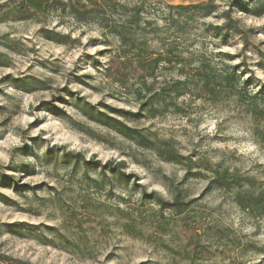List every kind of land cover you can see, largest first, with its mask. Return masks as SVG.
Wrapping results in <instances>:
<instances>
[{
  "label": "rangeland",
  "instance_id": "obj_1",
  "mask_svg": "<svg viewBox=\"0 0 264 264\" xmlns=\"http://www.w3.org/2000/svg\"><path fill=\"white\" fill-rule=\"evenodd\" d=\"M20 1L0 0L8 14L0 20V182L4 175L10 182L0 185V194L10 200L0 201V262L189 264L182 259L188 251L201 258L194 264H264V217L244 212L222 192L209 189L205 180L185 177L180 166L91 122L69 101L65 87L92 104L137 109L134 91L144 70L131 67L117 54L118 42L107 46L108 30L50 7L52 0H25L39 19L20 20L12 13ZM144 1L145 15L162 28L159 37L149 38L150 49L156 50L153 56L158 51L173 58L147 80L149 87L161 88L186 74L192 78L203 64L218 72L229 63L239 64L245 76L264 84V9L254 13L264 7V0ZM199 2L213 4L216 11L188 22L183 16H170L169 5ZM227 10L235 28L227 31L223 42L213 30L225 24L222 13ZM46 29L68 36L67 42L45 39ZM27 75L42 80L43 87L29 92L11 85L12 78ZM63 96L67 101L60 100ZM184 99V113L169 110L131 124L172 138L183 154L223 160L264 186V142L255 133L258 124L251 112L232 97L219 102L187 95ZM260 105L264 107V102ZM258 126H264V119ZM46 146L83 152L87 160L103 164L110 159L126 161V172L139 176L138 185L116 186L110 194L109 186L104 190L90 186L82 172L72 180L63 165L40 162ZM178 190L189 194L187 200L195 199L180 216L143 200L144 192L171 200ZM59 192L64 209L57 203ZM128 223L135 231L124 227ZM30 225L42 230L55 227L69 240L51 234L55 245L45 244L27 236ZM17 228L26 234L20 235Z\"/></svg>",
  "mask_w": 264,
  "mask_h": 264
},
{
  "label": "trees",
  "instance_id": "obj_2",
  "mask_svg": "<svg viewBox=\"0 0 264 264\" xmlns=\"http://www.w3.org/2000/svg\"><path fill=\"white\" fill-rule=\"evenodd\" d=\"M84 1L85 3L81 5L78 0H52L50 3L48 2V5L64 11L68 10L75 18L98 22V24L108 30L110 40L107 41V46H111L114 41L118 42L117 54L120 57H125V61L129 62L131 67L135 65L136 67L141 66L144 71L138 88L134 91V95L138 100V107L135 111L115 108L104 103L92 104L79 92L71 91L68 87H65V94L69 96V101L76 107L78 113L91 122L98 123L107 130L114 131L138 148L156 154L161 160L180 166L184 171L185 177L205 180L209 189L222 192L244 212H250L263 218L264 186L254 176L249 173H243L237 168H230L223 160L214 162L202 156H194L190 153L183 154L172 138H160L153 131L131 123H138L145 118L154 119V117L160 116L163 112H168L169 110L184 113L186 108L183 103L187 95L189 97L193 96V98L208 99L213 102H219L230 97L236 98L237 103L251 112L259 125L261 120L264 119V107L260 105L261 102H264V84L255 82L252 76H245L239 64L231 65L229 63L225 65L224 70L211 71L212 73L206 70L208 68H205L203 64L197 70V75L192 78L186 74L181 79L165 82V85L161 88H151L147 85V80L155 75L161 65L173 63V58L169 55H162L158 51V56H153L156 50L150 49L149 38L159 37L158 33L162 28L145 15V11L148 14L147 9L144 8L145 1L141 0L135 4H128L122 0ZM91 3L93 5L87 6V4ZM212 5L211 3L199 2L197 4L169 5L168 8L170 16H173V14L178 17L183 16L185 21L188 22L196 20L197 17H206L212 14V12L216 11L215 6L212 7ZM263 9L264 7H261L255 10L254 13L256 15L261 14ZM4 11V8L0 5V20L7 19L5 15L8 14ZM12 13L20 20L39 19L38 13L32 10L25 0L20 1ZM222 15L226 22L224 25H215L213 34L225 42L228 39L227 31L235 27L232 23L231 10L223 12ZM172 22L176 24L174 20ZM43 37L62 44L67 42L68 36L46 29ZM147 52H150L149 55ZM225 56H229V59L233 58L229 54ZM10 83L15 88L29 92L41 89L42 85H44L42 80L33 75L17 79L12 78ZM250 88L258 89L250 92ZM60 100L67 101L64 96ZM54 108L59 109L57 106H54ZM258 125L255 126V133L264 142V126L259 128ZM85 128L81 127L82 130H91L87 127ZM46 148V152L40 162L47 165H63L72 180H75L82 172V177L88 180L90 186L98 190H104L106 186H109L108 192L110 194L113 193L116 186L126 185L128 187L130 183L138 185L139 176L126 172V161L110 159L103 164L98 160H87L83 152H73L65 147L57 149L56 147L48 148L46 146ZM26 150H29V148L26 147ZM25 156L30 155L27 154ZM90 172L97 173L99 177H92ZM7 178L8 176L6 175L1 177V186L10 184ZM60 195L61 193L59 192L57 203L59 208L64 209V202H62ZM188 195V193L184 194L181 190H178L174 191L171 200H166L157 193L147 194L144 192L143 200L155 203L162 212L168 211L171 214L180 216L186 214L195 202V199L187 200ZM0 201L4 204L10 203L8 197L2 194H0ZM127 226L135 231V228L130 223L124 225V227ZM17 231L20 235L26 234L22 228ZM47 232H50V234H47ZM27 234L30 238L39 239L45 244H54L49 239L51 234L61 241L69 240L64 233L55 227L42 230L39 225H30ZM185 256L182 259L189 261V264H194L201 259L188 251ZM0 264L3 263L0 262Z\"/></svg>",
  "mask_w": 264,
  "mask_h": 264
}]
</instances>
